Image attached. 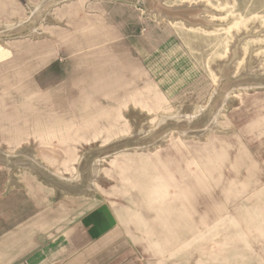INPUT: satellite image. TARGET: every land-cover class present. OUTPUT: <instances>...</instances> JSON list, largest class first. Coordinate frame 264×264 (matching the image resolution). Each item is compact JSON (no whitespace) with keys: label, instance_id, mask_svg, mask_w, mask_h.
<instances>
[{"label":"rangeland","instance_id":"374dc122","mask_svg":"<svg viewBox=\"0 0 264 264\" xmlns=\"http://www.w3.org/2000/svg\"><path fill=\"white\" fill-rule=\"evenodd\" d=\"M57 1L0 0V182L41 186L55 216L114 210L94 264H264V0H105L155 36L146 63L116 44L151 71L105 89L109 45Z\"/></svg>","mask_w":264,"mask_h":264},{"label":"crops","instance_id":"0c3cea01","mask_svg":"<svg viewBox=\"0 0 264 264\" xmlns=\"http://www.w3.org/2000/svg\"><path fill=\"white\" fill-rule=\"evenodd\" d=\"M53 1L55 0H41L40 9ZM52 9L57 16L65 13L67 17H71L74 12L82 13L83 31L93 33L95 38L99 33L98 39H104V43L109 45L104 46L102 53L94 55L100 58L92 63L95 66L91 78L85 80L89 81L97 74L100 88L105 89L111 86L109 83L112 78L115 81L120 80L121 87L126 86L122 80L124 76V79L130 80V85L134 86L137 81L146 78L149 70L151 71L133 61L134 59L118 56L119 51L116 50L117 43L121 42L122 48V39L125 37L134 40L131 42L133 49H146L145 54L138 52L143 63L147 62V57L152 58L150 53L154 49L146 48L145 45L153 44L155 36L150 35L149 30L152 28H148L153 25L145 21L140 12L134 10L129 22L123 15L127 13V6H111L105 0H59L50 6V10ZM143 26L148 28L145 33ZM143 41H146L145 45ZM128 47L130 48L129 44ZM102 80L104 83H101ZM139 88L144 90V97L150 96L149 86L137 85L136 89ZM1 110L4 112V109ZM66 119L55 120L56 124L52 126L69 127L74 124L73 119ZM40 123L41 121L39 125ZM19 133L21 132H18V136ZM18 181V184L8 180L4 184L0 182V264H94L105 255L110 242H116L117 237L121 236L117 214L114 210L107 209L105 204L87 210L77 219L73 218V214H69L66 208H63L65 211H58L55 216L53 211L50 213L43 210V195L38 193L41 186L32 187L22 178Z\"/></svg>","mask_w":264,"mask_h":264},{"label":"bare ground","instance_id":"6f19581e","mask_svg":"<svg viewBox=\"0 0 264 264\" xmlns=\"http://www.w3.org/2000/svg\"><path fill=\"white\" fill-rule=\"evenodd\" d=\"M162 118L164 119V118H167V117L164 116V117H162ZM162 118H161V120H163ZM164 121H165V120H164ZM157 125H158V124H157ZM155 127H156V126H155Z\"/></svg>","mask_w":264,"mask_h":264}]
</instances>
